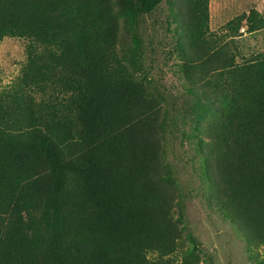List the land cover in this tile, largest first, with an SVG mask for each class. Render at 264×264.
<instances>
[{"label":"trees","instance_id":"obj_1","mask_svg":"<svg viewBox=\"0 0 264 264\" xmlns=\"http://www.w3.org/2000/svg\"><path fill=\"white\" fill-rule=\"evenodd\" d=\"M162 1L0 0V40L30 39L0 98V264H213L185 222L164 109L130 68L135 19ZM183 1L191 83L178 123L193 127L209 204L260 256L264 55L209 66L199 49L207 0H189L187 18Z\"/></svg>","mask_w":264,"mask_h":264},{"label":"rangeland","instance_id":"obj_2","mask_svg":"<svg viewBox=\"0 0 264 264\" xmlns=\"http://www.w3.org/2000/svg\"><path fill=\"white\" fill-rule=\"evenodd\" d=\"M185 1L187 18L191 7L189 0ZM177 2L163 0L157 9L135 19L133 27L140 33L141 47L136 64L130 68L147 81L164 109V120L169 126L164 140L166 157L175 171L185 222L199 243L200 256L209 255L213 264H253L255 259H264V248L259 249L260 256H251L244 234L223 220L217 208L209 204L193 127L181 128L178 123L181 106H185L182 99L189 98L181 95L186 94L187 84L191 82L187 80L188 63L181 51L182 20ZM253 11L258 14L256 19L249 15ZM206 14V30L199 35L205 40L199 49L210 60L209 66L241 64L264 55V0H207ZM120 27V41H124L127 33L122 21ZM29 43L28 37L5 36L0 40V98L8 94L21 74ZM216 79L217 76L210 77L211 82L215 83ZM199 95L204 99L213 97ZM173 259L179 262L177 256Z\"/></svg>","mask_w":264,"mask_h":264}]
</instances>
